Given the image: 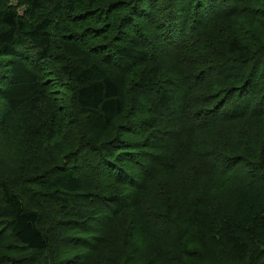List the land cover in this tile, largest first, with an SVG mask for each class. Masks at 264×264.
Wrapping results in <instances>:
<instances>
[{
	"label": "trees",
	"instance_id": "obj_1",
	"mask_svg": "<svg viewBox=\"0 0 264 264\" xmlns=\"http://www.w3.org/2000/svg\"><path fill=\"white\" fill-rule=\"evenodd\" d=\"M105 1L0 0V56H15V52L30 45V50L36 49L32 54L38 55L37 59L50 62L60 58L64 63L59 67L54 65L55 71L61 69L70 75L69 56L57 49L62 48L65 40L85 46L87 39L72 24L81 18L87 20L84 25L87 31L82 34H93L95 24L109 15L107 12V15L100 13L98 16L92 8ZM173 1L131 0L119 30L113 35L114 40L120 38L124 33L123 29L120 34V26L128 20L140 30L141 34L130 41L131 49L122 44L116 52L125 57L133 56L136 50L152 70L148 73L143 68L131 87L134 96L142 99L139 107L150 108L149 116L122 123L113 137L104 139L109 125H114V118L123 113L120 86L103 70L97 75L94 62H79L73 71L77 85L75 101L80 114L85 116L89 137L74 149V146L61 148L62 162L51 155L54 157L48 169L29 173V176L35 174L37 189L24 194L0 178V222H5L0 223V264H83L79 257L86 256L93 248L95 254L102 255L91 264L100 261L160 264L163 259H171L175 264H190L174 256L180 248L184 256H192L188 252L195 249L197 258L199 252V264H248L255 255H264L263 176L259 175L261 182L257 184H241L235 189L234 195L238 197L230 216L212 232L209 227H201L191 209L195 216H189V220L183 218L184 202L169 200L172 188L165 179L169 178L166 172L173 173L182 165L188 169L199 162L202 166L197 170L201 167V175H207V171L217 175L210 182L211 189L208 185L201 188L204 193H211L228 187L225 176L220 178L221 166H230L228 172L235 170L244 161L243 150L261 158L264 164V0H176L175 4ZM117 3L125 4L119 0L112 6ZM80 5L88 8L76 14L74 10ZM141 19H145V24L138 23ZM149 26L156 33H151ZM140 44L148 47L139 48ZM103 46L99 43L95 48ZM162 46L178 49L180 67L185 68L182 73L172 71L162 77L166 70ZM186 58H192L195 63L186 64ZM197 64L204 69L196 71ZM39 82L37 78L36 83ZM42 92L38 85L30 92L23 90L17 97L9 96L2 119L7 120L21 109L40 110L45 101ZM146 99L148 103L143 102ZM142 126L148 129L145 127L144 133L140 130ZM124 127L131 137L122 135ZM207 127L211 129L207 130L206 138H202ZM214 129L227 132L226 155L217 150L211 153L212 146L207 142L215 139L211 134ZM44 132L45 129L37 126L34 135L41 136ZM91 146L99 158V164L94 167L87 160ZM237 150L241 153H235ZM172 164L175 170L168 167ZM82 165L89 170L77 172ZM40 167L36 165L34 169ZM84 175H88L86 184ZM104 187L108 188L102 189ZM149 193L152 196L145 199V194ZM191 193L196 201L201 198L200 189ZM34 196L60 198L70 203L74 210L64 212L60 209L57 211L60 216L52 211L50 216L57 219V223L49 227L42 222L38 208L28 203V198ZM102 205L106 208L101 209ZM165 208L172 212L169 217L157 211ZM65 217L72 221L65 222ZM170 217L176 224L184 222V228L192 224L197 240L178 227V247H169L149 260L137 261L142 233L159 227L167 234L170 220L173 222ZM138 227L141 229L137 235ZM76 229L82 235L73 233ZM6 232L15 243L8 244ZM54 235L66 246L80 243L79 248H86L85 254L76 252L65 258L47 255L45 259L42 254L54 250ZM14 246L27 250L26 256L7 255L15 250ZM127 251L131 254L124 260Z\"/></svg>",
	"mask_w": 264,
	"mask_h": 264
},
{
	"label": "rangeland",
	"instance_id": "obj_2",
	"mask_svg": "<svg viewBox=\"0 0 264 264\" xmlns=\"http://www.w3.org/2000/svg\"><path fill=\"white\" fill-rule=\"evenodd\" d=\"M117 1L119 0H106L102 4L93 6L92 10L97 13L96 15L101 16L100 13L107 15V12L109 15L103 18L101 22L95 24V27L92 28L94 30L93 34H82L84 31H87L84 26L88 23L87 20L81 18L78 22L72 24L76 30L82 31L81 35L83 38L87 39V44L85 46H78L70 40H65L61 43L62 48L57 49L59 52L66 53L69 56L68 59L72 66V73L70 75H67L61 69L60 72H56L54 69V65L59 67L64 61L60 58H55L50 62L37 59L38 55L33 56L32 54L36 49L30 50V45H27L28 48L21 52H15V56H0V178L8 181L11 187L16 191H21L25 194V192L27 193L30 189H37L33 178L35 174L29 176V173L37 174L44 169H48L54 157H51V155H55L59 162H62L63 152L60 151L61 148L66 146L72 148L74 146L72 148L74 149L76 144L85 141V139L89 137L86 121H84L85 116L80 114L75 101V90L77 85L75 83V74H73V71H75L79 62L85 61L87 64L89 60L94 62L97 75L103 70V72H107L114 77L120 86L123 113L114 118V125H109L108 129L105 131L104 139L113 137L114 134H116L117 128H119L122 123L127 121L131 122L132 120L139 121L149 116L150 108L147 106L144 108L139 107V102L142 99L134 96L131 92V87L136 83V79L141 75V72H143V68L148 73L152 72V70L139 58V53L136 50H133V56L124 57L117 55L116 51L121 48L122 44L127 45L129 49H131L130 41L132 37L141 34L140 30L134 26L133 21L128 20L123 26H120V34L123 32V29L124 33L120 38L114 40L113 35L119 30V23L126 14L128 5L132 3L131 0H121L124 1L125 4L120 5L117 3L112 6L113 3ZM174 1L173 4H175ZM161 2H163V0H161ZM111 6L112 8L109 10ZM86 8L88 7L80 5L74 11L78 14L86 10ZM138 23L145 24V19H141ZM149 27L151 33H156V30L153 31L151 26ZM99 43H102L104 46L100 49H96L95 46ZM145 47L148 46H144L143 44L139 45V48ZM162 47L164 49L163 60L166 62V70H164L162 77H167L172 71H174L175 74L182 73V70L185 68L180 67L178 49L176 50L165 46ZM151 48H154V46ZM187 51L188 49H186L185 52ZM1 53L2 51L0 50V54ZM175 62H177L176 65L172 64ZM184 62L186 64L195 63L192 58H186ZM201 69H204L203 65L197 64L196 71ZM37 78H40L39 83H36ZM177 78L178 81L179 77L177 76ZM38 85L43 89L42 98L45 100L40 110L34 109L32 111H26L21 109L13 116L7 118V120L2 119L3 110L6 106V99L9 96L17 97L22 94L21 92L23 90L30 92ZM45 91H47L46 95H44ZM148 100L149 99L143 100V102L148 103ZM37 126L45 129V132L41 136L38 134L34 135V130ZM145 127L146 126L140 127L143 133ZM209 129L211 128L207 127L203 130L202 138H206L207 130ZM146 130H148L147 127ZM211 134L215 137L211 142H207L212 146L211 153L217 150L219 153H224V155H226L228 153L224 144L225 135L227 134L226 130L223 129L219 131L218 129H214L211 131ZM122 135L131 137L126 134L125 127L122 129ZM144 135L145 134H142V138H144ZM167 140L168 137L165 141ZM92 148L93 146L90 147V155L87 156V160L89 164L94 167L99 164V158L97 154L92 152ZM256 148L258 149V147ZM205 151L208 150L205 149ZM235 153L241 152L237 150ZM242 154H246L243 156L244 161L232 172H228L230 166H221L223 169L221 170L222 175H220V178L225 176L228 187L211 193H204L201 188L204 185H208V188L211 189L212 184L210 182L212 178H217V175L211 174L208 171L207 175H201L199 173L201 167L197 170L198 166H202L199 162L193 163L188 169L186 165H182L173 173H165L169 178L164 177L172 188L169 200L184 202L182 205L185 210L184 215H182L184 219L189 220V216L194 215L190 212L191 209L195 212L196 217H198L197 221L202 224L201 227L203 229L209 227V231L212 232L215 226L230 216V211L234 205L235 199L238 197V194L234 195L235 189L241 184L253 185L261 182L259 175L264 177V164L260 162L262 159L256 158L247 150H243ZM36 165H41V167L39 169H34ZM132 165L138 170L134 163H132ZM168 167L175 170L173 164L168 165ZM206 169H208V167H206ZM88 170L89 169L86 168L85 165H82L81 169H76L77 172L81 171L83 173ZM87 177L88 175H84L83 177L85 184L88 183V180H86ZM262 180L264 181V179ZM198 185L200 187H197ZM106 188L104 187L102 189ZM199 189L201 198L196 201L191 191ZM151 196L150 193L147 195L145 194L144 198L146 199ZM28 203L38 208L37 210L41 214L42 222L49 225V227H53L57 223V219L50 216L52 211H54V215L60 216L57 213L60 209L64 212L74 210L70 203L57 197L49 199H43L39 196L29 197ZM102 206L101 209L106 208V206ZM208 209L210 213H206ZM150 210L151 209L148 211ZM204 210L205 212H203ZM62 211L61 213H64ZM157 211L163 212L165 217L172 213L169 208ZM151 212L153 211L151 210ZM151 219L155 222L157 221L154 217H151ZM171 219L173 221V218ZM63 220L65 222L72 221L66 217L63 218ZM0 223L5 222L2 220ZM170 223L171 227L167 234L162 232L159 227L146 230L144 234L142 233L137 261L149 260V258L154 255L157 257L162 251L169 247H178V241H180L178 227L181 228L183 232L185 231L191 239L197 240V231L192 224H188L187 228H184L186 226L184 222L176 224V222H171L170 220ZM140 229L141 228L138 227L136 231L137 235ZM8 232L5 234V237L8 239V244L12 242L15 243V239L8 238L10 237ZM131 232L134 233V228L131 229ZM73 233L82 235V232L78 229L74 230ZM171 237H174V239ZM79 246L80 243L78 242L74 245L66 246L63 241L58 240L57 236L54 235V250L51 253L46 254L45 252L42 255L46 259L47 255L49 257H57L59 255V257L65 258L76 252L85 254L86 248H84V246L79 248ZM129 247L132 249L133 246L129 245ZM13 249L15 250H10L7 252V255L15 257L26 256L25 253L27 250L20 249L17 246H14ZM127 252L128 253H125L126 256L124 260L131 254L129 251ZM96 253L97 254L94 253L93 248V250L88 251L86 256L79 257V259L82 260L83 264H91L96 257L102 255L100 252ZM188 254L192 256H184L180 248L175 252L174 256L178 255L185 261H189L190 264H199L201 262V254H199V252L196 254L197 258L194 256L195 249L188 252ZM134 258H136V255H134ZM163 260L159 261V263L175 264L171 259L167 261ZM1 264L5 263L2 262ZM98 264H107V262L100 261ZM152 264H154V261ZM248 264H264V255H255L253 260L248 261Z\"/></svg>",
	"mask_w": 264,
	"mask_h": 264
}]
</instances>
